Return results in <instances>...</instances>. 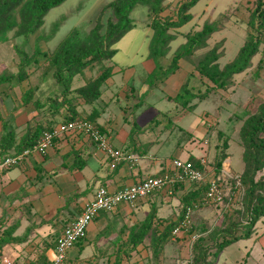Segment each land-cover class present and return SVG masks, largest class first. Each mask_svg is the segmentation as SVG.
<instances>
[{
	"label": "crops",
	"instance_id": "crops-1",
	"mask_svg": "<svg viewBox=\"0 0 264 264\" xmlns=\"http://www.w3.org/2000/svg\"><path fill=\"white\" fill-rule=\"evenodd\" d=\"M144 63L149 69L146 76L139 75L134 67L124 70L117 64L113 65V74L104 83L100 98L77 107L83 117L97 114L95 121L109 133L113 146L125 154L138 155V163L132 165L130 161H122L113 165L111 159L87 136L70 131L59 133L47 151L33 153L22 165L0 170V257L47 264L54 257L63 229L83 211L100 186L116 191L146 177L162 174L173 158L187 160L209 154L210 148L206 151L200 147L207 154L195 156L191 147L193 144L184 139L179 141L178 150L171 158L159 157L152 152L155 143L160 144L163 139L158 136L156 140H151L145 132L162 131L160 121H155L157 114L145 118V108L152 104L149 101L160 87L166 91L165 97L177 95L184 84L185 75L181 61L176 71L182 73L179 81L165 83V78L158 84H151L146 80L154 70L155 63L151 57ZM89 68L80 73L84 80L74 81V88L96 77L86 75ZM120 74L121 78L118 77ZM23 82L15 84L12 80L0 83V161L7 155L17 153L29 125L43 123L57 127L63 121L61 112L54 116L49 105L39 108L32 102L24 104L26 90ZM156 98L164 99L162 94ZM34 99L38 100L39 97ZM200 130L206 134L203 127L200 126ZM8 131L14 132V145L5 150L3 137ZM206 160L205 168L210 178L215 174V168ZM199 186L195 183L180 185L173 195L161 191L140 199L136 208L122 203L115 211H101L89 225L85 240L71 249L70 262L153 264L151 235L130 250L134 242L131 236L134 225L145 220L151 209L155 208L160 219L157 221L158 233L162 232L170 221L177 220L174 210L175 213L179 212L180 199ZM200 214L205 215L204 212ZM170 248H173L172 242L165 246V256ZM170 255L174 264L173 254Z\"/></svg>",
	"mask_w": 264,
	"mask_h": 264
},
{
	"label": "trees",
	"instance_id": "trees-1",
	"mask_svg": "<svg viewBox=\"0 0 264 264\" xmlns=\"http://www.w3.org/2000/svg\"><path fill=\"white\" fill-rule=\"evenodd\" d=\"M66 1L0 0V42L8 40L10 32H14L16 36L23 35L27 37L35 34L43 26L45 16L49 11ZM166 1L111 0L101 8L94 26L88 33H84L80 27L75 26L60 40L51 53L44 54L48 63V70L52 72V76L60 88V91L53 98L49 96L51 100L49 107L53 109L54 116L55 113L61 112L63 115L62 122L64 123L82 118H88L97 123L95 121L97 114L83 117L77 107L80 104L93 103L100 98L102 87L112 76L114 67H106L95 78L80 87L74 88V79L90 66L111 60L114 57L117 52L114 45L135 26L131 13L138 5L147 7L152 15L151 27L155 31L150 44V57L153 59L155 67L147 76V82L151 84L159 83L174 74L180 68V62L183 59L189 58L197 50L205 48L213 34L225 28V23L221 19L206 20L199 30L188 32L185 35L186 40L176 48L172 55L168 56L172 49L171 43L178 38V34L172 30L179 29L192 20L193 15L190 10L200 0H182L178 4L177 19L163 20L161 14L167 7ZM253 1L252 6L249 8L248 21L251 31L248 33L245 42L239 48L233 60L223 66L220 65L219 60L225 54V39L217 41L204 53L196 64V71L200 76L209 80L208 86L205 91L196 92L189 88L188 82H185L181 87V91L175 96L177 101H182L183 107L195 108L196 105H190L194 99H204L215 90L231 88L235 82L234 76L253 68V58L259 53H261V57L256 68L260 71L264 67V48L261 51L264 38V0ZM108 13H110L109 16H107ZM59 26L60 23L54 25V33H56ZM166 58H169L167 64L164 62ZM35 61H37V58L25 54L20 61L18 73L2 76L0 83L14 80L15 84H20L27 80L28 68ZM186 93L188 95L182 97ZM30 102L36 104L39 108L45 105L40 100L34 99L33 89H27L23 95V103L28 104ZM250 104L249 102L245 107L248 110V117L240 132V138L244 146L245 170L238 179L244 191L241 200L242 207L238 212L240 215L246 216L247 223L245 227L248 230L239 235L235 234L233 228L239 226L235 221L227 228H219L217 233L214 234L216 236V250L213 252L210 250L207 245L208 234L205 233L209 231L211 233L212 230L206 226L207 221H202L203 226L196 225L201 226L199 231L193 226L194 215L205 204L206 184L205 187L199 186L197 189L186 193L180 199V217L175 221H170L160 233H158L157 226V221L160 219L157 217L156 209L152 208L145 220L134 225V231L131 232L134 242L130 250H134L139 243L151 235L150 247L153 264H163L165 246L171 240H176L173 231L184 221L188 209L191 211L192 226L183 234H188V237L193 233L198 235L196 239L191 241L193 264H215L210 259L212 256L216 259L225 246L240 239L249 238L252 235V229L256 222L264 214V176L257 178L258 173L264 169V101L259 102L254 111L249 108ZM53 129L54 126L43 123L34 126L29 125L17 152L32 147L45 132ZM101 129L104 130L102 127ZM220 136L223 137V134L220 133ZM3 140V149L11 148L14 145V132L8 131ZM218 146L220 153L217 152L216 164L214 163L215 175L221 174L222 161L228 157V153H226L228 138H226L222 147L219 146V148ZM200 159L193 158L189 160H192L197 167H202ZM220 223L222 224V222ZM221 238L223 240L219 242ZM84 240L85 238L81 242Z\"/></svg>",
	"mask_w": 264,
	"mask_h": 264
},
{
	"label": "rangeland",
	"instance_id": "rangeland-1",
	"mask_svg": "<svg viewBox=\"0 0 264 264\" xmlns=\"http://www.w3.org/2000/svg\"><path fill=\"white\" fill-rule=\"evenodd\" d=\"M109 1L111 0H67L49 11L45 16L43 26L35 34L27 37L16 36L14 32H10L8 40L0 42V79L4 75L18 73L20 61L25 54L37 58V61L28 68V78L23 82L24 88L25 90L33 89L34 98L39 97L38 100L49 105L51 101L48 97L49 94L53 98L60 88L53 78L52 72L48 70L44 54L51 53L60 40L75 26L80 27L84 33H88L94 26L101 8ZM181 1L167 0V7L161 14V18L163 20L177 19L178 4ZM253 2V0H200L190 10L193 19L180 29L172 30L178 34V39L171 43L172 50L168 56L172 55L176 48L186 40L185 35L188 32L197 31L206 20L221 19L225 23V28L214 33L205 48L197 50L192 56L182 60L184 83L188 82L190 89L196 92L206 90L209 80L198 74L196 64L217 41L225 39V54L219 60L220 65L223 66L233 60L251 31L248 21L249 8ZM109 15L110 13L107 14V16ZM131 18L135 26L114 45V48L117 49L114 57L111 60L92 65L86 72L88 77L97 76L106 67L115 64L124 70L134 67L141 76L148 74L149 69L144 62L150 57V44L155 34L151 27L152 15L146 6L138 5L131 13ZM56 23H60V26L54 33ZM263 48L264 38L261 51ZM260 57L261 53L253 58V68L234 76L235 82L231 88L215 90L204 99H194L190 105H196L195 108L183 107L182 101L175 99L176 95L165 97L166 91L160 87L154 91L151 101H149L152 104H149L144 111L145 118H151L157 114L155 121H160L159 127L162 132L149 130L145 132L151 140H156L158 136L163 139L160 144L155 143L152 150L159 157L171 158L178 150L179 141L190 140L189 143L193 144L191 147L195 156L207 154L206 151L210 148L209 154L204 157L212 163L213 167L216 164L214 156L220 153L217 146L222 147L228 138L226 153H228L229 159L226 161L227 157L222 161L224 164V166L222 164V168L224 167L225 173H230L232 177H227L224 200L217 205L203 204L193 218V226L197 231L203 226L202 221H207L206 226L212 232L209 231L205 234H208L207 245L212 252L216 250L214 234L219 228H227L235 221L239 224L237 228H233L235 234L239 235L248 230L245 227L246 216L240 215L238 212L242 207L241 200L244 193L238 179L245 170L244 146L240 132L248 117L246 105L250 102L249 108L254 111L258 103L264 101V67L260 71L256 68ZM168 60L169 58L164 60L165 64L168 63ZM182 73L176 72L166 78L164 82L179 81ZM121 76L122 74L118 75L120 78ZM77 77L74 81L84 80L80 74ZM158 94H162L164 99L156 98ZM187 95L188 93L182 97ZM208 120L211 122V126L207 125ZM149 124L154 127V124ZM200 126L206 130V134L199 132L201 131ZM220 133L223 134V137L220 136ZM262 176H264V169L258 173L257 178ZM198 185L206 186L205 183ZM175 212L174 210V216L178 219L181 210L178 213ZM200 212H204L205 215ZM252 232L249 238H243L225 246L216 259L213 256L210 259L215 264H264V214L259 217ZM211 236L213 237L211 238ZM175 239L171 240L173 248L166 251V256L163 255L162 263L173 264L170 255L173 254L174 264H193L191 248L193 240L188 237V234L183 233H180V236H176ZM179 240H182V243ZM222 240L223 238L219 242Z\"/></svg>",
	"mask_w": 264,
	"mask_h": 264
},
{
	"label": "built area",
	"instance_id": "built-area-1",
	"mask_svg": "<svg viewBox=\"0 0 264 264\" xmlns=\"http://www.w3.org/2000/svg\"><path fill=\"white\" fill-rule=\"evenodd\" d=\"M207 125H212L209 120L207 121ZM70 131L87 136L106 154L108 159H111L113 165L119 164L122 161H130L132 165H135L139 161L138 155L125 154L116 149L113 146L109 133L102 130L99 124L88 118H82L65 123L62 122L57 127H54L53 130L45 132L32 147L6 156L0 161V170L22 165L33 153L47 151L59 133ZM200 164L202 167H197L192 160L176 157L170 160L168 168L160 175L146 177L116 191H111L105 186H100L95 192V197L86 204L83 211L63 229L57 240L54 257L47 264H71L69 260L71 249L86 238L87 229L97 215L101 211H115L122 203L136 208L140 199L160 193L161 191H166L169 195H173L177 187L188 183L207 184L204 194L205 204L217 205L222 203L225 196V182L227 181V177H232V175L225 173L223 167L221 174H214L209 178L205 168L207 165L206 158L201 157ZM191 226V211L188 209L184 221L173 231L174 236L188 231ZM197 236V234L193 233L190 238L194 240ZM0 264L37 263L32 261L19 262L8 256H1Z\"/></svg>",
	"mask_w": 264,
	"mask_h": 264
}]
</instances>
